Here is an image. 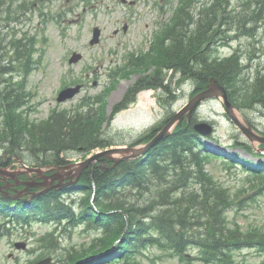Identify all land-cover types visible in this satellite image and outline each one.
Here are the masks:
<instances>
[{"label":"rangeland","instance_id":"rangeland-1","mask_svg":"<svg viewBox=\"0 0 264 264\" xmlns=\"http://www.w3.org/2000/svg\"><path fill=\"white\" fill-rule=\"evenodd\" d=\"M134 1L137 2L122 4L120 0H88L87 11H82L81 8L76 9L78 0H59L61 5L54 20H51L50 15H20L15 10L8 14L5 2L0 1L3 5L0 6V77L9 76L11 80L22 83V92L27 96L24 97L25 105L20 111L32 121L40 122L53 112L75 113L86 110L89 106H99L101 103L96 97L100 96L106 113L111 114L129 84L155 68L153 61L158 49L171 52L177 48L174 46L173 49L170 45L172 39L164 41L161 32L171 21L181 0ZM252 2L254 0H187L188 14H196L197 18L203 9L212 8L211 30H215L213 34H216V43L207 48L206 54H209L210 61L237 54L243 65L242 76L247 77L249 85L253 83L254 77L264 78V0H259L258 7L254 8L251 7ZM193 20L187 17V21ZM126 22L129 28L124 32L122 27ZM94 26H99L103 33L100 41L90 44ZM193 28L194 25L190 27L188 24L187 32ZM115 29L120 30L119 34H114ZM156 39L158 43L153 52L150 48ZM180 46L188 47V43L184 41ZM74 50L82 52L84 57L78 63L70 64L68 60ZM6 70L8 71L4 73ZM168 74L172 75L173 72L169 70ZM175 78L179 79V84L173 83L177 89V96L173 101H167L162 90H144L139 93L135 102L105 120L102 125L104 135L125 140L123 145L134 142L147 129L162 123L170 112L180 110L188 104L197 82L181 77V73L175 74ZM78 82L85 84L78 95L65 102L57 101V96L64 87ZM6 84L0 81V87L4 88ZM234 90L237 92L239 89ZM243 97L245 96L238 94L235 100L245 101L247 98L242 99ZM88 101L90 102L86 107ZM241 108V112L237 109L240 118H249L264 133V107L250 109L242 105ZM195 116L199 120L212 122L215 127L211 134L213 138L208 137L205 141L214 146L213 150L218 153L201 152L204 154L202 156L210 152V155L203 158L205 170L217 182L229 188L233 201L242 200L233 202L229 208L228 225L233 229L239 228L242 234L249 233L250 230L264 231L263 180L252 177L242 167L232 165L230 161L234 160L233 156L228 155L229 152H238L243 157L258 161L264 160L260 156L264 151L255 148L252 154L244 149L240 142L250 140L230 120L221 99L206 101L196 109ZM232 144L236 146L228 151L227 146ZM251 145L258 147L259 143ZM100 150L103 149L70 152L68 156L73 161H82ZM2 156L0 150V157ZM25 162L17 161L7 168L26 172L23 165H32ZM26 173L29 174L30 171ZM198 186L196 183L195 188ZM82 195L81 191L69 194L67 202L72 204V199ZM75 210L80 211L78 208ZM31 219L33 217L29 218ZM1 224L4 226L0 229V264H24L25 260L27 264H34L36 260L48 255L53 257L52 264H71L76 256L86 255L84 262L88 261V264H93L91 261L98 257L102 263L97 264H127L105 262V256L112 250L96 247L95 242L103 231L89 223L76 224L39 218L7 223V220L0 218V226ZM150 234L160 238L162 245L148 244L128 264H224L218 258H213L212 261L205 259V254L197 245L184 251L185 256L179 255L159 233L151 231L147 236ZM17 242H26L27 249L17 248ZM92 247L96 248V252H91ZM95 253L101 254L94 256ZM229 253L227 258L232 264H264V247L260 245L231 248Z\"/></svg>","mask_w":264,"mask_h":264},{"label":"trees","instance_id":"trees-1","mask_svg":"<svg viewBox=\"0 0 264 264\" xmlns=\"http://www.w3.org/2000/svg\"><path fill=\"white\" fill-rule=\"evenodd\" d=\"M258 2L254 0L251 7ZM210 9L203 10L202 17L191 22L195 27L190 32H187L190 24L186 19L188 12L185 17L183 14L179 16L162 37L172 36L170 45L173 49L176 46V51L158 49L153 61L155 68L139 78L115 111L136 100L137 93L143 88L162 89L167 101H173L177 96V89L173 86L179 82L175 78L177 73L197 82L194 93L205 89L211 77H217L228 89L237 108L242 109V105L251 109L257 105L264 107V78L255 77L249 85L247 77L242 76L243 65L237 55L210 61L209 54H206L208 45L215 39ZM184 41L188 47L180 46ZM169 70L172 75L168 74ZM8 81L0 100V147L10 153V162L12 155H18L30 164L63 165L67 163L70 152L92 151L123 141L104 135L102 125L107 113L100 96L96 97L101 103L99 106H89L75 113L54 112L49 118L36 122L20 111L25 105L22 83ZM234 89L239 90L236 92ZM238 94L247 99L242 102L235 100ZM172 114L169 113L160 125L152 127L138 142L151 139ZM198 120L194 113L189 121L184 118L168 138L141 158L123 160L116 165L110 160H102L105 168L99 165L88 168L78 185L61 192L35 197L29 203L18 200L15 208L10 207L11 198L0 192V209L12 210L19 217L67 220L100 228L103 234L95 242L96 247L103 250L114 246L112 252L105 256L106 263L128 264L148 244L160 243L157 236H147L152 231L159 233L179 255L185 256L184 251L197 245L208 261L218 258L224 264H232L227 258L229 250L250 245L264 247V231L250 230L242 234L239 228L233 229L228 225L229 208L233 202L242 200L233 201L229 188L205 170L203 158L210 152H206V156L201 152L210 150H207L205 139L194 129ZM241 144L253 151L250 144ZM230 156L234 159L230 161L232 165H240L264 183V160L254 161L237 152L230 153ZM2 159L0 164H8ZM196 183L199 185L197 188ZM76 191L85 194L72 199V204L66 202V193ZM93 192L95 197L91 200ZM75 208L80 211L76 212ZM95 250L91 248V252ZM86 256H76L71 264H88L83 261ZM92 263L102 262L97 258Z\"/></svg>","mask_w":264,"mask_h":264},{"label":"water","instance_id":"water-1","mask_svg":"<svg viewBox=\"0 0 264 264\" xmlns=\"http://www.w3.org/2000/svg\"><path fill=\"white\" fill-rule=\"evenodd\" d=\"M99 39H100L99 29L95 28V38L92 40V43L98 42ZM81 57L82 55L80 53H74L73 57L70 59V62L71 63L78 62L81 59ZM81 87L82 85H77L63 89L59 94L58 100L64 101L74 97L81 90ZM215 97H220L223 99L228 115L233 119V121L237 124L238 128H240V130L245 134V136L248 137L249 140H251L252 142H264L263 135L259 134L249 123L240 119L237 116L236 108L229 98L226 87L218 80L217 77H211L209 83L207 84V87L204 90L198 92L196 95H194L189 101V103L186 106H184L180 111H178L172 118H170V120L165 124V126H163L161 130L145 144L141 146H129V147L117 146V147L107 148L90 155L87 159L77 164H68L65 166H59L60 171L63 169H68V170L64 174L62 172H56L51 175L52 180L59 178L58 184L51 185L50 184L51 182L47 179L39 183L24 181L23 184L26 185V188L23 190V192H27L29 186L45 185V188L43 189V191H41V193H44L53 188H61L67 184L75 183L85 169H87L92 164L95 165L96 162L100 161L101 159H108L113 161L114 164H118L119 162L126 159L138 158L143 154H145L149 149H151L157 143H159L160 141L164 140L169 135H171L177 122L181 120L186 114H188L189 117L192 111H194L201 102L209 98H215ZM195 128L199 133L203 135L211 134L214 129L212 125L207 123L196 124ZM74 165H76L77 167L73 168ZM29 170L33 171L39 169L31 167L29 168ZM0 174L9 175L11 176V178L15 180L18 178V175L16 173L9 172L8 170H5L3 168H0ZM74 177H76V179H73ZM65 178L66 179L72 178V179L69 180L68 182L63 183ZM5 180L8 179L6 178ZM18 197H19L18 195H15V198ZM50 263H51V258H45L38 261L36 264H50Z\"/></svg>","mask_w":264,"mask_h":264},{"label":"flooded vegetation","instance_id":"flooded-vegetation-1","mask_svg":"<svg viewBox=\"0 0 264 264\" xmlns=\"http://www.w3.org/2000/svg\"><path fill=\"white\" fill-rule=\"evenodd\" d=\"M0 1L5 2L8 14L13 13V10H15V12H19L20 15H26L29 13L30 14H44L46 16L50 15L51 20H54L53 17H56V12L60 9V5H61L59 3V0H0ZM120 2L123 3L122 0H120ZM131 2L132 4H134L137 1L133 2L132 0ZM88 4H89L88 0H78L76 4V9L81 8L82 11H87ZM0 6H3V5L0 3ZM115 30H114V34H119L120 30L119 29H115ZM213 43H214V39L211 41V43L208 46L214 45ZM45 170H47L45 174L46 173L50 174L53 172V171H49L50 169H45ZM39 176H41V174L39 175L38 173H32L31 175H29V178L34 177L40 180L41 177ZM24 264H27L26 260L24 261Z\"/></svg>","mask_w":264,"mask_h":264},{"label":"bare ground","instance_id":"bare-ground-1","mask_svg":"<svg viewBox=\"0 0 264 264\" xmlns=\"http://www.w3.org/2000/svg\"><path fill=\"white\" fill-rule=\"evenodd\" d=\"M228 20V19H227ZM0 81L1 82H3V81H6L5 79H4V77H3V75H2V78L0 77ZM247 104V103H246ZM251 105V104H250ZM249 105V106H250ZM258 106V105H257ZM240 109V108H239ZM251 109V108H250ZM246 112V111H245ZM243 115V114H242ZM194 124V123H193ZM241 138V137H240ZM215 141V140H214ZM239 141H241V140H239ZM206 142V141H205ZM206 144H207V146H209L208 145V141L206 142ZM231 144V143H230ZM244 144V143H243ZM219 145V144H218ZM235 145V144H234ZM238 145V144H237ZM229 146V145H228ZM228 146H227V148H228ZM239 146V145H238ZM241 148H243V147H241ZM20 217H22V216H20ZM22 218H27V216H25V217H22Z\"/></svg>","mask_w":264,"mask_h":264}]
</instances>
